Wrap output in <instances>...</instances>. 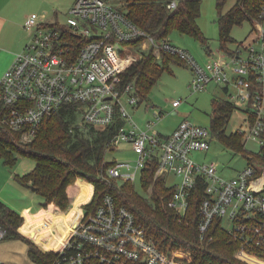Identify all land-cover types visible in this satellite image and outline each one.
Returning a JSON list of instances; mask_svg holds the SVG:
<instances>
[{
	"label": "built area",
	"instance_id": "1",
	"mask_svg": "<svg viewBox=\"0 0 264 264\" xmlns=\"http://www.w3.org/2000/svg\"><path fill=\"white\" fill-rule=\"evenodd\" d=\"M174 0L168 6L175 8ZM65 21L48 22L46 14L29 15L24 27L31 42L17 54L0 81V123L21 133L30 142L43 119L62 107L74 108L81 128L116 127L108 152L128 144L138 154L137 170L158 165L155 179L173 174L179 182L168 206L185 215L192 193L201 187L200 233L204 239L214 223L220 224L240 246L235 257L264 259L251 249L264 244V5L251 22L253 30L236 49L211 55L200 65L188 50L157 39L140 28L126 11L108 0H75ZM162 51L189 64V87L203 91L211 82L223 84L228 101L245 113L246 129H235L258 144L249 164L236 176L218 174V164L198 161L194 152L208 151L216 137L210 127L184 120L168 135L152 129L163 116L142 129L132 109L141 99L134 82L123 83L121 74L142 58L143 51ZM243 51L246 53L242 55ZM179 107L181 101L173 100ZM120 123H122L120 125ZM103 176L135 182L137 172H122L128 162L107 161ZM151 190V189H150ZM70 238L59 249L56 264H190L192 255L182 248L161 250L138 223L133 211L111 194L85 211ZM6 231L0 227V239Z\"/></svg>",
	"mask_w": 264,
	"mask_h": 264
},
{
	"label": "trees",
	"instance_id": "2",
	"mask_svg": "<svg viewBox=\"0 0 264 264\" xmlns=\"http://www.w3.org/2000/svg\"><path fill=\"white\" fill-rule=\"evenodd\" d=\"M124 9L140 28L157 39L169 38L177 29L182 34H190L204 39L197 19L201 16L203 0H176L177 6H168L174 0H124ZM227 0H218V25L220 42L225 50L233 41V26L252 22L258 15L264 0H237L227 12L223 11ZM178 57L162 51L160 58L153 50L143 51L137 60L121 76L123 83L134 82L141 102L147 99L150 89L156 85L162 72L168 69ZM211 130L225 145L244 152V137L238 133H226V123L236 108L228 100H215ZM74 108L62 107L52 116L43 119L37 135L30 142L21 140V133L0 123V158L7 164H14L22 157H31L35 167L24 177L18 176L23 184L34 187L43 199V205L57 212L67 209L75 199L82 181L92 183L91 199L85 208L93 209L102 196L111 194L120 205L133 211L136 219L153 238L161 250L180 248L192 255L190 264H247L235 257L240 246L228 231L214 223L207 236L200 233L201 187L192 193L190 206L185 215L176 214L168 206L176 187L168 185L165 175L155 179L158 165L152 162L146 167L140 181L143 192L135 182H120L103 176L108 165L107 154L116 127L104 130L76 126ZM122 123H120L121 125ZM249 159V157H247ZM151 191L148 192V188ZM24 217L5 201L0 199V227L7 233L3 239L20 238L29 245V256L37 264H56L59 250H42L20 230ZM264 259V244L251 249ZM4 264V263H0Z\"/></svg>",
	"mask_w": 264,
	"mask_h": 264
},
{
	"label": "rangeland",
	"instance_id": "3",
	"mask_svg": "<svg viewBox=\"0 0 264 264\" xmlns=\"http://www.w3.org/2000/svg\"><path fill=\"white\" fill-rule=\"evenodd\" d=\"M74 1L11 0L8 3L7 12L13 10V14L7 17L0 39V75L6 68V63L24 51L26 44L31 42V35L24 27L26 17L35 13L37 15L45 13L47 19L54 18L57 15L61 21H65L67 12ZM108 1H112L120 9L125 7L124 0ZM236 2L237 0H227L223 11L227 12L230 10ZM217 4L218 0L202 1L201 16L197 19V22L199 28H201L203 40L188 33L182 34L177 29H173L168 38L170 42L179 48L188 50L201 66L207 64L212 53L225 52L220 42ZM252 30V23L248 20L242 25L233 26L231 31L233 41L227 44L226 49H236L239 43L241 44L247 40ZM242 55L245 56L246 53L243 51ZM192 78L193 74H191L188 63L181 59L172 61L168 69L162 72L156 85L150 89L147 99L140 103L138 109H132L134 121L142 129L147 128L149 121H157L155 113L161 110L163 111V116L152 129L155 132L171 133L180 122L186 119L211 128L212 114L215 108L214 102L215 100H228V92L223 84L215 82L206 85L203 91L195 92L189 87ZM176 99L181 101L179 107L172 105L173 100ZM174 110L177 112L173 113ZM230 118L225 125L226 133H231L235 129H246L245 113L242 109L235 108ZM74 122L77 124V117ZM244 147L246 149L244 152L234 150L215 137L208 151L203 153L194 152L192 156L198 161H213L217 163L218 174L222 177L230 178L236 176L239 171L247 167L249 164L247 157L250 156L251 151L260 149L258 144L251 139H245ZM115 160L129 163L130 167L121 168L122 172H137V177L134 181L137 189L143 192L140 171L137 170L136 166L138 154L128 144L123 143L107 154V161ZM34 167L35 161L31 157H22L20 155L17 162L10 165L0 158V199L7 202L9 206L26 218L23 228L25 232L22 230L23 234L39 247L49 248L57 245L58 242H62L72 226L81 217L85 216V206L91 199L93 185L88 181H82L74 197L75 199L67 209L52 212L43 205L42 197L33 190L32 186L21 183L17 178L18 176L24 177ZM166 180L168 185L171 186L180 181L178 176L173 174H168ZM150 189L151 187L148 188V192L151 191Z\"/></svg>",
	"mask_w": 264,
	"mask_h": 264
},
{
	"label": "crops",
	"instance_id": "4",
	"mask_svg": "<svg viewBox=\"0 0 264 264\" xmlns=\"http://www.w3.org/2000/svg\"><path fill=\"white\" fill-rule=\"evenodd\" d=\"M11 0H0V39H1V33H2V29L4 28L6 21H7V17L11 14H13V10L7 12L8 10V3ZM45 14V13H44ZM33 15V14H31ZM47 19V17H46ZM56 20H60V18L57 17V15L54 18H50L48 19V22H54ZM15 58H12L11 60H9L6 63V68L3 70L2 74L0 75V80L2 75L5 73L6 69L8 67L11 66V63L13 62ZM177 111L174 110L173 113H176ZM179 125V124H178ZM177 125V126H178ZM176 126V127H177ZM175 129V128H174ZM160 133H162L163 135H168L165 134L161 131H159ZM80 187V186H79ZM33 188V187H32ZM79 189V188H78ZM34 190V189H33ZM36 191V190H34ZM2 200V199H1ZM7 203V202H6ZM8 204V203H7ZM9 205V204H8ZM11 207V206H10ZM48 210L52 211L51 208H47ZM54 212V211H52ZM22 215V214H21ZM83 219V217H81V219H79V221L72 226V228L74 226H76L81 220ZM26 222V218L24 217V222L20 227V230L22 232L23 228H24V224ZM71 228V230L73 231V229ZM70 232L64 237V240L62 242H58L57 245H53L49 248L46 247H40L42 250H59L61 247H63L64 243L66 242V240L68 239V236L70 234H72V232ZM24 231V230H23ZM25 232V231H24ZM23 233V232H22ZM28 235V234H27ZM26 236V235H25ZM71 236V235H70ZM0 263H4V264H37L34 260H32L29 256V245H27L26 242H24L23 239L20 238H12V239H0Z\"/></svg>",
	"mask_w": 264,
	"mask_h": 264
},
{
	"label": "bare ground",
	"instance_id": "5",
	"mask_svg": "<svg viewBox=\"0 0 264 264\" xmlns=\"http://www.w3.org/2000/svg\"><path fill=\"white\" fill-rule=\"evenodd\" d=\"M249 261L252 263V264H264V261L260 260V259H257V258H248Z\"/></svg>",
	"mask_w": 264,
	"mask_h": 264
},
{
	"label": "water",
	"instance_id": "6",
	"mask_svg": "<svg viewBox=\"0 0 264 264\" xmlns=\"http://www.w3.org/2000/svg\"><path fill=\"white\" fill-rule=\"evenodd\" d=\"M33 189L35 190V188L33 187Z\"/></svg>",
	"mask_w": 264,
	"mask_h": 264
}]
</instances>
